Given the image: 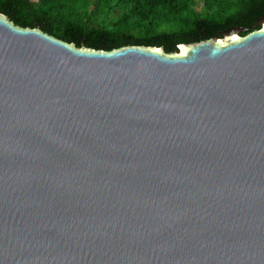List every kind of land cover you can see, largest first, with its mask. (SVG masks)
<instances>
[{"label": "water", "instance_id": "1", "mask_svg": "<svg viewBox=\"0 0 264 264\" xmlns=\"http://www.w3.org/2000/svg\"><path fill=\"white\" fill-rule=\"evenodd\" d=\"M218 35L104 52L0 15V264H264V16Z\"/></svg>", "mask_w": 264, "mask_h": 264}, {"label": "trees", "instance_id": "2", "mask_svg": "<svg viewBox=\"0 0 264 264\" xmlns=\"http://www.w3.org/2000/svg\"><path fill=\"white\" fill-rule=\"evenodd\" d=\"M0 15L75 48L158 47L171 54L177 45L252 28L264 16V0H0Z\"/></svg>", "mask_w": 264, "mask_h": 264}, {"label": "rangeland", "instance_id": "3", "mask_svg": "<svg viewBox=\"0 0 264 264\" xmlns=\"http://www.w3.org/2000/svg\"><path fill=\"white\" fill-rule=\"evenodd\" d=\"M200 3H197V4H195V6H194V8L196 9V10H198V9H200Z\"/></svg>", "mask_w": 264, "mask_h": 264}]
</instances>
